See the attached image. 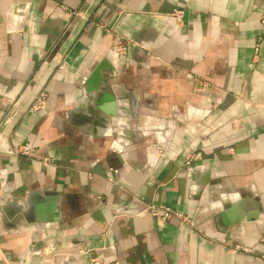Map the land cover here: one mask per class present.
<instances>
[{
  "label": "crops",
  "instance_id": "crops-1",
  "mask_svg": "<svg viewBox=\"0 0 264 264\" xmlns=\"http://www.w3.org/2000/svg\"><path fill=\"white\" fill-rule=\"evenodd\" d=\"M263 10L0 0V264H264ZM98 83L106 110L137 116L100 114L87 100ZM149 204L179 215L161 222ZM21 205L45 220L12 223Z\"/></svg>",
  "mask_w": 264,
  "mask_h": 264
},
{
  "label": "water",
  "instance_id": "water-1",
  "mask_svg": "<svg viewBox=\"0 0 264 264\" xmlns=\"http://www.w3.org/2000/svg\"><path fill=\"white\" fill-rule=\"evenodd\" d=\"M112 68V67H111ZM102 88V84H97L96 88L93 90H90V92H88L87 94V100L93 105L96 107V109L100 112V114L104 115V116H108V117H115L116 116H119L121 113L119 112L118 109L114 110H106L103 105L101 104V95L99 94V92H97L96 94V91L98 89H101ZM135 100V99H134ZM136 104V100L133 101V105ZM122 114H125V113H122ZM131 117L134 118L137 116V113L134 112V111H131ZM95 118V117H94ZM115 118L113 119L112 123H115ZM96 119V118H95ZM104 121V123L102 122H97V121H94L93 122H89V124L91 125V127L94 128V126H102L104 127L105 125V122H109V119H105L103 118L102 119ZM120 134H121V131H118ZM93 136H97V135H93ZM47 210H48V214H47V218H48V221H55V220H60V212L58 210V203H57V199H53V200H50L48 201L47 203ZM5 210V209H4ZM20 211H22V213L18 216L17 219H15L16 217H14V219L16 220V222H23L25 224H28V225H33L35 227V225H37V222H41V221H44L45 219L41 220V215L39 214V208L38 207H35L34 205L32 206H27V211H24V208L23 206H21L20 208ZM0 212H1V209H0ZM6 215H8V217H10V213H8L7 211H5ZM16 214V213H15ZM13 219V220H14ZM3 218H1V225L2 227H5V224L3 222ZM236 221H234V223L238 222L239 221V218L237 217L235 219ZM43 246V240L41 239H36V240H32L30 242V250L33 252V253H38L41 248Z\"/></svg>",
  "mask_w": 264,
  "mask_h": 264
},
{
  "label": "built area",
  "instance_id": "built-area-1",
  "mask_svg": "<svg viewBox=\"0 0 264 264\" xmlns=\"http://www.w3.org/2000/svg\"><path fill=\"white\" fill-rule=\"evenodd\" d=\"M181 13H182L181 9H174L173 10V14L177 19L180 17H179V15H176V14H181ZM261 23L264 26V10H263V16L261 19ZM262 38H263V36H261V35L257 37V42H256L257 44L255 45V48H254L255 51H258V47H259V44H260V41L262 40ZM6 122H8V119H5L0 123V151L5 150L4 146L2 145V142L4 141V139H3V136L1 133L3 131V128H4ZM186 164H190V159H187ZM149 208L151 209L153 215L161 222L164 221L167 218V216L170 214H173V213L178 214L175 210H173L171 207H169L167 205H158L157 206L155 204H149ZM89 264H106V263L95 258V259L90 260ZM109 264H121V263L118 260H114Z\"/></svg>",
  "mask_w": 264,
  "mask_h": 264
},
{
  "label": "rangeland",
  "instance_id": "rangeland-1",
  "mask_svg": "<svg viewBox=\"0 0 264 264\" xmlns=\"http://www.w3.org/2000/svg\"><path fill=\"white\" fill-rule=\"evenodd\" d=\"M176 15H179L180 18H178L177 20H178V22H180L181 19H182L183 12H182L181 14H176ZM261 36H262V35H261ZM127 50H128V44H125V43H119V44L116 46V48L113 49V52H114V53H117V54H120V53L123 54V53H126ZM202 82H206V81H202ZM198 84H200V83H198ZM198 86H202V84H200V85H198ZM207 86H209V85H207ZM42 96H43V95H42ZM43 97H44V96H43ZM43 100H44V98H42V97L40 98V100L38 99L37 102L35 103L34 107L38 108L40 105H42ZM69 106H71V105H69ZM66 112H67V110L62 111V114H61V115L63 116V118H65V116H66ZM5 119H7V117H6V118L4 117L3 120H5ZM165 119H168V118H165ZM8 120H9V118H8ZM65 128L68 129V126L65 125L64 129H65ZM114 137H116V134H114ZM155 146H156L160 151L162 150V148H161L160 145L155 144ZM15 151H16L17 153H20V154H24V153L26 154V153L29 152V149L26 148V147H24V148H17Z\"/></svg>",
  "mask_w": 264,
  "mask_h": 264
},
{
  "label": "bare ground",
  "instance_id": "bare-ground-1",
  "mask_svg": "<svg viewBox=\"0 0 264 264\" xmlns=\"http://www.w3.org/2000/svg\"><path fill=\"white\" fill-rule=\"evenodd\" d=\"M135 99V98H134ZM136 100V99H135ZM135 100H133V101H135ZM97 111L95 110V112L93 111L92 113L94 114V116L95 117H98V119H94V121H97V122H102L103 120V118H106V117H100L99 118V113H96ZM119 112L122 114V113H125V114H127V115H129L130 117H131V111H127V110H125V109H120L119 110ZM120 114V115H121ZM108 117V116H107ZM108 118H111V117H108ZM107 119V118H106ZM112 119V118H111ZM92 120H93V118H92ZM3 143V142H2ZM14 203H15V201H14ZM14 203L13 204H11V205H14ZM22 206V205H21ZM21 206H19V209L21 208ZM15 209V208H14ZM18 209V208H17ZM12 211H13V209H12ZM21 213H19V214H17L15 217V219H17L18 218V216L20 215ZM1 218H3L4 220H3V222H4V224H6L7 223V221H6V219L3 217V216H1ZM14 218V217H13ZM13 220L12 221V223L13 222H15L16 223V220ZM53 222V221H52ZM40 222H37V224H39ZM7 224H9V223H7ZM6 226V225H5Z\"/></svg>",
  "mask_w": 264,
  "mask_h": 264
}]
</instances>
